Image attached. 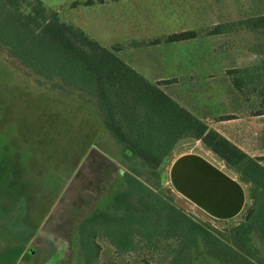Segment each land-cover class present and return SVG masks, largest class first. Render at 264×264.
<instances>
[{"label":"trees","instance_id":"trees-1","mask_svg":"<svg viewBox=\"0 0 264 264\" xmlns=\"http://www.w3.org/2000/svg\"><path fill=\"white\" fill-rule=\"evenodd\" d=\"M26 1L0 0V64H11L16 75L27 79L23 88L40 91L37 99L83 110L92 118L88 122L96 125L93 128L100 144L106 141L128 160L111 205L78 224L79 264H98L100 238L119 251L133 250L137 242L145 240L148 247L166 250V264H264L262 159L209 128L159 83L148 81L119 57L118 48L104 47L79 26L60 20L58 10L48 8L42 0L31 1V10L26 12L22 7ZM240 28L263 34L260 50L264 54V13L212 26L206 34ZM198 35L181 31L165 40L183 41ZM55 122L53 126L62 124ZM183 139L203 141L228 167L252 180L255 198L247 205L253 204L254 211L247 221L241 212L238 225L219 228L215 220H206L175 203L167 167ZM64 186L52 190L54 202ZM5 194L0 190V264L59 263L65 242L43 227L46 215L34 227H27L31 222L28 200L18 191ZM18 209H27L25 216L19 215ZM41 234L48 247L36 250L34 239Z\"/></svg>","mask_w":264,"mask_h":264},{"label":"rangeland","instance_id":"rangeland-1","mask_svg":"<svg viewBox=\"0 0 264 264\" xmlns=\"http://www.w3.org/2000/svg\"><path fill=\"white\" fill-rule=\"evenodd\" d=\"M31 1L34 0L22 3L26 12L31 10ZM47 1L49 2H45L46 4L63 3ZM198 2L203 7L210 4L213 10L210 12H222L226 19L223 12H228L230 18L264 13V3L259 5L261 12H237L234 0ZM63 8L51 9L58 10L60 20L76 26L83 24L91 37L92 33L98 37L95 12H87V7L85 12H77L76 6L66 9L65 5ZM260 37L263 40V34ZM233 38L238 51L248 48L256 40L249 33H236ZM115 42L105 38L102 44L111 47ZM114 45L121 47L125 44L121 41ZM127 54L125 51L124 55ZM24 78L16 75L11 64H0V190L4 194L8 190L21 192L28 200L31 222L25 224L27 227H34L46 215L43 227L53 230L65 242L62 260L56 264H79L81 257L76 245L78 224L96 210L111 205L114 193L122 185V175L127 171L125 166L129 167L128 160L118 148H111L106 141L105 144H100L91 123L92 118H88L83 110L78 112L66 105H49V100L37 99L36 95L41 92L34 87L23 88L22 84L26 83L23 80H27ZM164 89L170 93L173 90L167 86ZM45 94L44 92L43 95ZM55 121H60L63 125L60 123L54 127L53 123L57 124ZM177 146H184L185 149L180 153L173 152L174 158L182 153H200L211 159L200 148L198 140L183 139ZM132 160L136 164L137 160ZM167 171V183L172 187L169 178L170 164ZM63 186L62 193L54 202L52 190L57 191ZM174 192L176 194L175 190ZM248 203L246 201L242 212L246 210ZM26 210L18 209V214L25 216ZM241 215L242 213L230 219L213 221L221 226H228ZM99 242L101 251L98 264H166V250L160 252V248L148 247L144 245L145 240L137 242L135 249L128 251L115 249L107 239L100 238ZM32 247L36 250L48 247L42 234L35 237ZM40 256L43 257V253Z\"/></svg>","mask_w":264,"mask_h":264},{"label":"crops","instance_id":"crops-1","mask_svg":"<svg viewBox=\"0 0 264 264\" xmlns=\"http://www.w3.org/2000/svg\"><path fill=\"white\" fill-rule=\"evenodd\" d=\"M54 1L63 3L45 4L62 10L65 5L66 9L76 6L77 12H85L87 7V12H95L98 37L92 33L93 38L104 47H107L102 44L105 38L115 40L114 44L124 41L121 47L111 43L113 45L107 48H118L116 52L124 62L148 81L159 83L169 96L206 122L209 128L252 157L261 158L264 165L261 37L245 28L206 34L212 26L260 13L230 18L228 12H223L226 19L222 12H210L213 11L210 4L203 7L198 0ZM234 2L237 12H261L259 5L264 0ZM79 27L88 32L83 24ZM181 31H196L199 35L183 41L165 40L169 34ZM236 33H249L256 40L238 51L233 38ZM165 86L173 88L172 92H167Z\"/></svg>","mask_w":264,"mask_h":264},{"label":"water","instance_id":"water-1","mask_svg":"<svg viewBox=\"0 0 264 264\" xmlns=\"http://www.w3.org/2000/svg\"><path fill=\"white\" fill-rule=\"evenodd\" d=\"M199 146L211 159L200 153H182L174 158L175 153L185 149L178 146L168 160L170 182L176 191L175 203L209 221L238 216L246 201L252 202L255 198L252 180L228 167L224 159L203 141H199ZM253 211L254 205L250 204L244 211L245 221ZM239 223L240 220H235L232 226ZM215 225L222 228L220 224Z\"/></svg>","mask_w":264,"mask_h":264}]
</instances>
